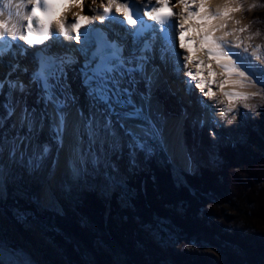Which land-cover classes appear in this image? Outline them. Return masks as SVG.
I'll return each mask as SVG.
<instances>
[{"label": "trees", "instance_id": "trees-1", "mask_svg": "<svg viewBox=\"0 0 264 264\" xmlns=\"http://www.w3.org/2000/svg\"><path fill=\"white\" fill-rule=\"evenodd\" d=\"M259 4L264 8V0ZM156 155L149 153L147 170L135 165L124 178V205L116 193L105 199L97 187L87 185L76 203L63 205L60 214L55 208L40 210L12 186L0 207L24 246L4 228L2 242L14 250L44 245L33 240L29 222L35 218L48 227L46 239L56 247L39 250L48 264H120L105 248L119 250L124 264H264V232L243 224L253 216L250 210L264 183V103L260 119L245 126L241 140L220 146L210 167L182 173L184 182L161 149ZM240 195L246 196L245 206L238 204ZM152 235L157 243L150 240ZM208 246L217 248L225 262L205 254Z\"/></svg>", "mask_w": 264, "mask_h": 264}, {"label": "snow or ice", "instance_id": "snow-or-ice-1", "mask_svg": "<svg viewBox=\"0 0 264 264\" xmlns=\"http://www.w3.org/2000/svg\"><path fill=\"white\" fill-rule=\"evenodd\" d=\"M183 7L188 10L189 15H196L184 0H180ZM78 6L83 9V4ZM116 12L122 13L132 28L125 29L127 34L132 38V47L128 55H124V49L118 44H109L106 41L101 42L99 47L86 55L87 63L84 66L85 71L82 73V88L87 90L90 108L87 114L81 112L78 117L69 120L71 109L75 106L76 97L70 94V89L66 82V72L64 69L73 63L71 57H45L41 60V66L38 71L33 73L32 80L41 89V102L45 105V111L39 115L35 109H30L25 100L24 93L27 91L25 86L20 82L7 81V87L10 91L19 90L21 99L19 102L15 100L6 101L0 104L3 109V115H0V127H6L8 120L16 116L17 109H20V115L17 122L21 127L27 126L28 133L24 139L29 141L37 132V124L43 125L49 122V130L52 133V139L56 142L57 151H63L66 147V163L71 168L73 175L78 174L77 165L84 160L85 148L87 154L91 157L93 164L105 165V168L111 165L108 157V151L116 155L122 147L128 149L129 163L135 165L137 150L144 151L147 148V140L154 138L157 134V126L151 118L152 109V92L160 82V71L157 67H152V72H147V66L156 59L158 52L159 60L162 65L167 66L173 57L177 60L179 67V53L176 52L175 45V22L168 23L169 19L175 15L171 11L170 0H163L157 5H145L144 15L150 20L157 21L161 27L157 29L155 24H148L147 21L139 15V9L134 7V0L130 3H121L119 0H108L107 5H102L103 15L98 19L117 18L111 17L112 7ZM4 8H10L11 4H5ZM17 9L26 8V5L18 4ZM169 8L167 13L161 14L160 8ZM199 8L205 10L203 2ZM55 5L49 3L48 0H33L30 11L21 13L16 12L18 18L17 23L10 25L11 13L9 19H0V60L4 58L6 53L11 51L15 45L23 48L15 37L20 34L27 45L43 44L46 39L53 36L51 32L52 15ZM41 11L46 19L41 20L36 15L37 11ZM2 14V12H0ZM221 13H213L205 11V16L209 19H216ZM85 23L91 22V18L81 17ZM21 22H26L21 25ZM117 22L123 26L122 20ZM59 32L65 36L69 35V31L77 33L75 39L81 44L79 51H84L85 46L89 43V32H79L81 25L77 22L71 23V28L67 27L65 19L56 22ZM180 47L183 48L184 40V24L180 23ZM219 26H211L207 33L201 36V40L209 45L207 53L217 57L219 66L224 70L226 77L231 76V81L239 88L247 87L249 84L264 85V68H260L251 64L247 57L241 56L239 53L226 49L224 45L227 43L224 37L230 35L224 32V37H215L212 35ZM244 29H240L243 31ZM11 33L13 39L9 40L5 34ZM37 37L35 40L31 38L32 34ZM58 39V37H55ZM242 42L237 40L235 47H240ZM260 45H257L254 52L258 53ZM256 59H262L256 55ZM57 61H59L57 63ZM185 66L188 63V57H184ZM223 61V62H221ZM188 75L193 80L195 75L189 71ZM143 82L145 90L140 91L138 85ZM227 79L225 83H227ZM5 86L4 81H0V89ZM196 87H202L199 81ZM223 88V84L220 85ZM205 96L211 98V89L204 93ZM225 96L229 98H239L247 100L256 93L225 92ZM245 107H249L245 103ZM211 107V105H209ZM50 109V112H49ZM233 111L232 107H228L221 116ZM96 149L94 152L93 149ZM49 146L44 144L42 154L49 152ZM37 151L40 146L37 145ZM14 155V153H13ZM119 158V157H117ZM0 264H16V262L4 259L0 254Z\"/></svg>", "mask_w": 264, "mask_h": 264}, {"label": "bare ground", "instance_id": "bare-ground-1", "mask_svg": "<svg viewBox=\"0 0 264 264\" xmlns=\"http://www.w3.org/2000/svg\"><path fill=\"white\" fill-rule=\"evenodd\" d=\"M119 2L130 3L131 0H119ZM158 2H163V0H134V7L139 9V15L143 17L145 21H149L150 24H155L157 29L161 27L160 23L150 20L149 17L144 15V12L146 10L145 5L151 3H155L157 5ZM184 2L188 4L189 9L198 14L189 15L188 10L183 7L180 0H170L172 6L171 11H173L175 15L169 19L168 23L171 24L172 22H175L176 24V45L177 37L178 43L181 44V30L179 25L183 20L185 29L183 40L184 49H182L180 46L176 47L175 50L177 53H179V67H177V60L175 59V57H173L168 63L171 70L165 68V72L160 75V82L158 86L153 89L151 118L153 120V123L162 133L168 157L177 168L186 173L195 167L196 161L197 163L202 161L201 156H199L198 159L195 160L193 158L195 156L194 151L190 152L191 147L190 143H188L187 140L189 131H193V133L195 134L199 133L200 126L202 124L207 125V128L212 129L213 127H218L220 130H223L226 127L225 122L226 119H228V115L230 112H228L224 116H221V112H224L228 107H232L229 102H233L235 99V97L229 98L228 96H225L224 93L240 91L243 93L251 94L257 92V87L253 84H249L244 88H239L238 86L234 85L231 82L234 77H226L224 70L219 66L217 57L211 56L207 53V48L209 47V45L201 40V36L207 33L208 29L211 26H219L223 24L224 27H217V30L213 32L212 35L215 37H224V32H229L230 35L224 37V40L227 41L224 47L226 49H231L233 52L239 53L241 56L247 57L249 49L246 48L245 52L242 46L235 47L237 40L242 42L243 36H240L238 32L244 27V22L242 21V12L238 1L184 0ZM201 2L204 3L205 10H201L199 8ZM79 3L83 4V9L78 6ZM5 4H11V7L4 8L3 6ZM18 4L30 6L32 4V1L0 0V12H2V14H0V19L8 20L9 13H11L10 25L13 23H17L18 18L16 16V12L18 10L21 12V8L17 9L16 7ZM107 4L108 0H71L62 16L56 19L52 25V34L60 33L59 27L56 22L61 19L66 20L67 27L69 29L71 28V23L77 22L81 25V27L79 28V32H89V43L85 46L84 51L80 52L83 64L77 69H74L71 77H66V82L67 86L70 89V94L76 97L75 106L71 109V115L69 116L70 121L78 117L81 112L87 114L90 108L89 98L87 97V90L85 88H82L81 83L83 79L82 73L85 71L84 66L87 63L86 55L90 57V54L87 50L88 45L91 42V30L94 29L97 24L99 25V23L107 28H111L113 22H115L119 26L120 24L117 22V20H122L124 22L123 26L132 28V25H129L127 23V20L124 18L122 13L116 12L114 6L112 7L110 16L117 18L116 20L105 19L104 21H101L100 19H98L99 16L103 15L102 5ZM205 11H211L213 13L219 12L221 13V15L216 19H209L205 16ZM84 16L90 17L91 22L85 23V21L81 18ZM61 35L64 40L71 41L73 47L79 45L78 48H81V44L75 39V36L77 35L76 32L69 31L68 36H65L63 34ZM5 36H12V34L9 32L5 34ZM185 56L188 57L187 66H185ZM30 59L32 61L34 58L31 57ZM248 60L250 61L249 58ZM3 67L7 68L6 65H4ZM36 69V65L30 69L31 78L33 76V73L36 72ZM189 71H191L195 75V80H193L192 77L188 75ZM167 76L170 77V80H167ZM226 79L228 81L227 83H225ZM197 81H199L202 86L200 87L202 93L197 94V101H199V114L192 115V110L190 109L192 106L191 103H189L190 106H188L186 103L178 100L175 95L171 96V91H168L166 84H181L186 89H184L186 93H189L190 91V95H193L194 86H196ZM221 84H223V88L220 87ZM214 86L215 88H213ZM138 87L141 92L145 90V84L143 82L139 83ZM209 89H211L212 93L211 98L204 95V93L208 92ZM165 94L169 95L165 96ZM40 97L41 89L32 80V86L29 87V90L24 93V100L27 106L30 109H35L38 115L41 112L45 111V105L41 102ZM20 99L21 93L18 89L10 91L6 85L3 89H0V104H3L6 101L10 100L19 102ZM219 102L220 105L218 104ZM209 105H211V107H209ZM181 108H183V110ZM0 112H3L2 108H0ZM19 115L20 109L18 108L16 116L12 117L8 121L9 125L13 126L15 129L22 128L21 125L17 122V117H19ZM186 124H188L190 127H187ZM36 127L37 132L33 135L32 139L29 142L27 141L20 143L18 151L21 150L25 152L29 148H35V145L38 144L40 142L39 140L41 139L38 134V130L42 131L41 133H43L45 136H52V133L49 130V122H45L43 125L37 124ZM23 128L27 129L28 131L27 126H24ZM203 148H206V146H204ZM8 156V152L0 155L2 161H7ZM54 161L56 162V172L51 179L50 186L45 187L39 194L40 202L45 207L49 206L51 203V190L56 182L60 178L72 176V170L67 166L66 163V147L65 150L58 151V157H55ZM85 161L86 156H84V160L79 162L78 165H84ZM0 192H2L3 194L5 193V171L3 169L0 170Z\"/></svg>", "mask_w": 264, "mask_h": 264}, {"label": "rangeland", "instance_id": "rangeland-1", "mask_svg": "<svg viewBox=\"0 0 264 264\" xmlns=\"http://www.w3.org/2000/svg\"><path fill=\"white\" fill-rule=\"evenodd\" d=\"M237 1L242 12V21L244 22V30L238 32L240 36H243L241 46L245 52L246 48L249 49L247 58L250 59L252 64L254 63V65L264 68V8L260 7L259 0ZM99 25H101V23H99ZM257 45H260L258 53L253 51ZM179 46L180 44L178 43L177 37L176 47ZM182 49H184V47ZM256 55L261 56L262 59H256ZM80 60H82V57ZM80 60L78 59L80 64H82L83 62ZM1 68L4 67H0V71H3ZM25 76L24 80H26ZM168 80H170V77H168ZM253 85L257 87L255 96H252L246 101L235 98L233 102H229L233 111L229 113L228 119H226V129L224 128L223 130H220L218 127H213L211 129L207 128V125L202 124L199 133L195 134L193 131H189L187 140L188 143H190V152L194 151L195 155L192 157L197 160L198 157L201 156L202 161L199 163L196 161L195 167L186 173H190L193 170L195 171L199 167H210L211 164L214 163L215 156L217 155L220 146H225L228 143L241 140L244 135L245 126L249 125L252 127L258 122L260 119V107L264 103V85L255 83ZM28 88L29 86L27 85L26 89ZM213 88H215V86ZM183 93L187 94L184 89ZM200 93H202L200 87L194 86V96L192 98L194 100H192L193 103L184 102L188 106H190L189 103H191L192 106L190 109L192 110V115L199 114L197 94ZM245 103L248 104L249 107H245ZM218 104L220 105V102ZM0 115H3V112H0ZM186 125L187 127H190L188 124ZM41 132L42 131L38 130L41 139L39 140L40 142L35 145V148H29L24 152L21 150L18 151V148L20 143L29 142L28 139H24L28 133L27 129L23 127L15 129L13 126L9 125V122H7L6 127H0V155L5 152L9 153L7 161H2V158L0 157V170L3 169L5 171V193L3 194L0 192V203L6 200L9 194L8 191L13 186V188H17L16 190H18L20 194H23L27 198H32L35 205L40 210H50L55 208L58 213L61 214L63 205L75 204L81 191L84 188H87V185H90V187H97L99 189L98 195L100 197L103 196L105 198L112 193H116L118 195V202L124 205L127 201V188L124 184V178L130 176L135 165L139 166L140 169L147 170L146 162L149 153L156 155L159 149H164L166 147L164 145L162 133L157 128L156 136L147 140L146 150H137L135 157L136 163L134 166L129 163L128 149L126 147H122L116 155H113L111 151H108L110 162L112 165L116 166L115 168H111V166L105 168L103 163L93 164L91 157L87 154L86 148L85 164L77 165L78 174L73 175L72 173V176L60 178L56 182L51 190V203L49 206L45 207L40 202L39 194L45 187L50 186L51 179L56 172V162L54 161V158L58 157V151L56 142L51 138L52 136H45ZM44 144H47L50 149L46 155L42 154V147ZM37 145L40 146V151H37ZM204 146H206V148H203ZM93 151L95 152L96 149L94 148ZM166 151L165 148V152ZM174 167L176 166L174 165ZM176 169L179 170L177 167ZM113 170H116L118 174H114ZM101 175L103 176L101 177ZM242 177L243 180H245L248 178V174L244 173L242 174ZM179 178L182 179L181 177ZM20 181L27 188L26 190H21V187L24 186H21L22 184ZM262 188L255 200V204L252 205L250 210L253 212V216L244 218L243 224H246L250 230L256 231L260 229L264 232V183H262ZM192 193L194 192L192 191ZM245 198L246 196H241L238 204L245 206V202L243 203ZM105 199H107V197ZM246 204H248L247 201ZM178 212L181 214L182 210H178ZM6 215L0 207V254H3L4 259L16 262V264H48L42 259L41 253H39L40 249H44V245H48L54 250L56 248L55 245L51 244V242L46 239V234L49 232L48 227L35 218L31 220L29 222V227L32 231L33 240L35 242H42L44 245L36 243L35 246L32 247L30 244H25V247L20 248L19 250H14L7 244V242H2L1 236L4 232L3 228L8 231L13 238L17 239L16 243L21 244L22 246L24 245L23 242L18 239L17 235L10 229ZM236 220L237 219H232L231 223H235ZM257 226L260 227L256 229ZM54 230L59 232L58 228L54 227ZM150 240L157 243V239L153 235L150 237ZM7 241L12 243L9 238ZM6 248H11L19 254L24 263L20 262V260L18 261ZM104 251L111 257L114 263L119 261L120 264H124V257L119 250L105 248ZM50 253L59 255L56 251H51ZM204 253L210 256H217L222 259L223 263L225 262V259L218 254L217 248L215 249L208 246L204 249ZM57 258L60 259L59 256H57Z\"/></svg>", "mask_w": 264, "mask_h": 264}, {"label": "water", "instance_id": "water-1", "mask_svg": "<svg viewBox=\"0 0 264 264\" xmlns=\"http://www.w3.org/2000/svg\"><path fill=\"white\" fill-rule=\"evenodd\" d=\"M5 248V247H4ZM6 249H8V248H6ZM9 250V252L10 253H12L15 257H16V259L19 261L20 260V262H22V263H24L23 261H22V258H21V256L19 255V254H17L14 250H12L11 248L10 249H8Z\"/></svg>", "mask_w": 264, "mask_h": 264}]
</instances>
